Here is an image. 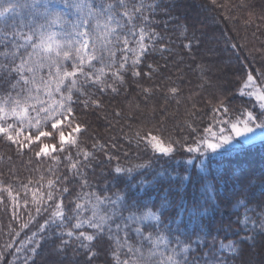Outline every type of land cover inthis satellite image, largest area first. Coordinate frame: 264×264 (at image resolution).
I'll list each match as a JSON object with an SVG mask.
<instances>
[{
    "label": "snow or ice",
    "instance_id": "snow-or-ice-1",
    "mask_svg": "<svg viewBox=\"0 0 264 264\" xmlns=\"http://www.w3.org/2000/svg\"><path fill=\"white\" fill-rule=\"evenodd\" d=\"M171 22V11L163 0H0V84L5 86L0 92V140L21 152H33L38 160L49 158L56 165L48 169L54 179L47 182L46 199L36 201L33 194L37 214H49L26 241L32 254L41 241L52 237L58 254L68 250L83 254L84 264H96L105 242H110L115 264H149L157 254L165 257L162 245L168 254L160 264H228L221 250L233 249V243L226 246L221 241L215 251L195 255L210 235L202 224L206 204L216 200L213 185L204 184L199 195L195 185L215 171V179L222 181L228 192L226 199L238 197L233 208L244 207L236 222L247 225L251 198L246 186L236 183L229 187L227 170L210 169L209 162L240 153L257 139V130L264 138V95L256 96L258 111L233 108L234 97H213V110L219 118L215 125L203 129L195 146L170 138L165 141L153 130L135 133L137 147L142 145L158 158L173 159L177 145L192 154L185 160L182 175L162 167L146 179L145 171L152 170L151 159L122 164L119 155L100 145L107 160L116 163L102 180H89L97 167V145L91 149L81 145L89 127L81 113L101 109L104 97L118 94L126 78H134L137 84L155 75L163 79L167 62L148 61L157 51L161 56L170 54L162 32ZM198 39L193 30L184 48L192 51ZM247 81L253 83L254 77L249 74ZM157 90L145 87L142 92L150 100ZM168 91L176 94L178 89L172 86ZM239 95L243 97L245 92ZM191 130L197 131L195 127ZM197 160L198 173L193 179L191 167ZM161 181L166 186L157 187ZM261 182L264 184V177ZM189 183L194 188L191 195L186 191ZM0 193H7L18 206L19 194L13 195L11 185H0ZM0 203H4L2 197ZM259 206L264 208V201ZM32 219L30 216L29 222ZM27 227L28 223L22 225ZM260 228L264 231V222ZM247 233L244 227L240 242L254 239ZM215 241L213 237V248ZM145 244L150 246L148 258L143 252ZM12 246L13 242H8L4 248ZM124 249L127 258L121 260ZM20 252L17 247L15 253ZM0 264H9L3 252Z\"/></svg>",
    "mask_w": 264,
    "mask_h": 264
},
{
    "label": "trees",
    "instance_id": "trees-1",
    "mask_svg": "<svg viewBox=\"0 0 264 264\" xmlns=\"http://www.w3.org/2000/svg\"><path fill=\"white\" fill-rule=\"evenodd\" d=\"M163 2L170 9L172 17L168 30L162 32L164 43L171 52L161 56L157 51L148 61L155 59L161 65L167 62L168 67L162 73L163 79L161 75H155L137 84L134 78H126L118 94L110 93L104 97L101 109L89 110L86 115L81 113L82 119L89 125L81 137V145L89 149L94 143L97 145L94 161L97 167L95 174L89 175L93 183L107 176L116 163L115 160H107L104 151L99 150L100 145L108 152L119 155L122 164L131 165L151 159L152 170L145 171L146 179H151L155 171L162 167L182 175L186 167L185 160L192 154L184 152L177 145L178 151L173 159L158 158L150 150L144 151L142 145L137 147L135 133L153 130L162 134L165 141L170 138L195 146L203 129L215 125L219 118L213 110V97H234L233 108L237 110H259V102L254 96L248 95L250 90L244 86L249 74L254 77L257 89L264 86V0ZM193 30L199 38L198 44L194 43L193 50L188 51L184 45L188 43ZM172 86L178 89L176 94L168 91ZM145 87H158L159 90L152 99L146 100L142 92ZM4 90L5 86L0 84V92ZM241 91L245 92V96L239 95ZM77 111L80 112V109L77 108ZM230 115L235 118L234 113ZM192 127L196 128L195 133ZM125 152L128 153L127 157L124 156ZM196 163L198 160L191 167L193 179L198 173ZM54 167L55 162L49 158L38 160L33 152L27 149L21 152L15 145L0 140V185H11L13 195L19 194L16 201L18 206H14L7 193H0L4 200V203H0V252L8 256L9 264H26V258L27 264H84L83 254H74L71 250L58 254L52 237L41 241L35 254L29 251L31 246L26 244L28 237L38 232L39 224L49 214H37L38 204L33 201V194L36 201L46 199L49 191L47 182L54 179L48 169ZM209 167L227 170L229 187L236 183L246 186L247 195L251 198L248 204L251 210L247 213L249 222L246 226L236 222L244 211L243 206L233 208L238 197L226 199L228 192L223 182L215 179V171H210L206 177L202 176L200 183L195 185L197 194H200L199 190L204 184H211L216 190V200L206 204L207 214L202 224L206 230H210V235L204 242V248L198 249L195 255L203 251H215L222 241L226 246L229 243L235 245L231 250L227 247L221 250L228 264H264V231L260 228L264 222V216L260 213L264 212V208L259 206L264 201V184L261 182L264 177V140L244 146L240 153H233L223 160H212ZM176 184H179V180ZM161 186H166L165 182L161 181L157 185ZM193 190V185L189 183L187 193L191 195ZM155 204L158 206L159 201H155ZM30 216L33 218L31 222ZM24 223H28L27 228H22ZM244 227L254 239L240 242ZM16 232L20 233L19 237L15 235ZM213 237H216L215 248ZM8 242H13L12 249L4 248ZM109 243L105 242L101 246L96 264H115ZM132 243L135 245L136 242ZM17 247L21 248L19 254L15 253ZM149 247L145 244L143 248L146 258ZM161 250L165 252V257L157 254L150 258L149 264H160L161 260L166 259L168 250L164 247ZM125 258L126 249L120 255L121 260Z\"/></svg>",
    "mask_w": 264,
    "mask_h": 264
},
{
    "label": "rangeland",
    "instance_id": "rangeland-1",
    "mask_svg": "<svg viewBox=\"0 0 264 264\" xmlns=\"http://www.w3.org/2000/svg\"><path fill=\"white\" fill-rule=\"evenodd\" d=\"M254 83L255 82H253V83H248L247 82L246 83L248 85L246 88H248V90H250V93H253L254 94L252 96H254L256 98L257 95H264V86L262 88L257 89L255 87ZM25 131L27 132L28 129H25ZM33 131H34V129H33ZM256 135H257V139L254 140L251 144H254V143H257V142H260V141H263L264 140V138H262L260 136V130H257V134ZM251 144H248V145H251ZM248 145H245V146H248ZM161 247H163V245Z\"/></svg>",
    "mask_w": 264,
    "mask_h": 264
}]
</instances>
